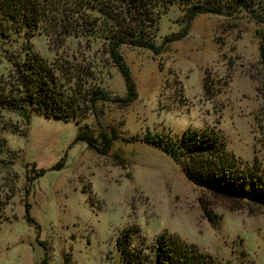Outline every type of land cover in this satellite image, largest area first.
<instances>
[{
	"label": "rangeland",
	"instance_id": "obj_1",
	"mask_svg": "<svg viewBox=\"0 0 264 264\" xmlns=\"http://www.w3.org/2000/svg\"><path fill=\"white\" fill-rule=\"evenodd\" d=\"M255 1L253 12L197 15L158 54L121 45L136 88L129 104L107 40L72 33L53 43L54 35L35 32L30 52L67 58L82 75L90 68L84 87L100 86L108 98L78 119L32 113L26 121L0 110V264H154L161 233L195 245L209 264H264V207L196 185L162 148L187 131L213 129L241 164L264 172V0ZM221 2L230 10L234 0ZM88 13L98 20L94 8ZM185 25L183 6L170 5L156 42ZM23 43L17 34L0 43V74ZM81 127L111 135L110 151L75 142ZM120 236L130 256L118 249Z\"/></svg>",
	"mask_w": 264,
	"mask_h": 264
},
{
	"label": "trees",
	"instance_id": "obj_2",
	"mask_svg": "<svg viewBox=\"0 0 264 264\" xmlns=\"http://www.w3.org/2000/svg\"><path fill=\"white\" fill-rule=\"evenodd\" d=\"M255 3V0H234L231 9L225 10L221 0H0V43L8 42L13 34L22 35L24 39L20 50L6 55L10 68L6 74H0V110L16 113L26 121L32 113L64 120L78 119L93 111L98 101L108 98L100 86L88 90L84 87L91 75L86 78L83 75L89 74L90 68L82 75L67 58L48 60L29 51L30 38L39 28L47 36H55L51 37L53 43L72 33H88L93 38L107 40L106 51L125 83L123 101L129 104L136 98V88L120 52L121 45L142 47L158 54L164 43L184 37L197 15L228 16L237 8L253 12ZM172 4L183 6L186 25L180 33L166 36L158 44L155 37L160 18ZM92 8L99 21L89 18L88 10ZM259 56L264 71V43L259 47ZM78 141L106 155L112 148L113 137L105 131L97 137L88 128L81 127L75 136V142ZM162 148L176 163L183 165L187 178L196 185L224 198L247 199L264 207V172L258 165L241 164L234 153L227 150L226 140L218 131H187ZM63 166V161L55 165L58 169ZM33 172L29 182L41 176L44 170ZM29 207L26 203L27 219L34 223ZM127 244V238H117L118 249L130 256ZM152 247L154 264H209L208 256L195 245L167 233L158 235Z\"/></svg>",
	"mask_w": 264,
	"mask_h": 264
}]
</instances>
